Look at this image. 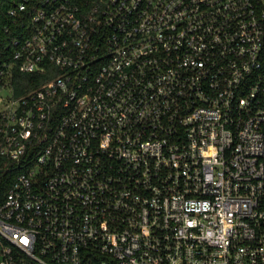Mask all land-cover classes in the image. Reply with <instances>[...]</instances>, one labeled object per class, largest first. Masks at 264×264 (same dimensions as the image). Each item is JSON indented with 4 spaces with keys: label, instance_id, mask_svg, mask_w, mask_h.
Listing matches in <instances>:
<instances>
[{
    "label": "built area",
    "instance_id": "2783aa9c",
    "mask_svg": "<svg viewBox=\"0 0 264 264\" xmlns=\"http://www.w3.org/2000/svg\"><path fill=\"white\" fill-rule=\"evenodd\" d=\"M0 264H264V0L0 4Z\"/></svg>",
    "mask_w": 264,
    "mask_h": 264
},
{
    "label": "trees",
    "instance_id": "16d2710c",
    "mask_svg": "<svg viewBox=\"0 0 264 264\" xmlns=\"http://www.w3.org/2000/svg\"><path fill=\"white\" fill-rule=\"evenodd\" d=\"M3 1L4 0H0V4ZM7 187H8V184L7 183H5V182L3 183V182L0 181V201L4 197Z\"/></svg>",
    "mask_w": 264,
    "mask_h": 264
}]
</instances>
